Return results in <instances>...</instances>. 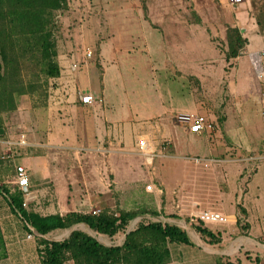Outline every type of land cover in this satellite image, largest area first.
<instances>
[{"label":"rangeland","instance_id":"1","mask_svg":"<svg viewBox=\"0 0 264 264\" xmlns=\"http://www.w3.org/2000/svg\"><path fill=\"white\" fill-rule=\"evenodd\" d=\"M233 30H239L246 40L235 58L229 56ZM53 37L59 76H46L36 59L26 61L14 76L16 88L21 86L24 91L14 93V109L0 112V186L11 194L18 190L14 167L2 157L9 148L4 142L17 143L24 136L28 145L12 146L11 152L30 179L29 193L24 196L26 209L41 215H65L75 208L81 213L108 210L137 215L125 232L113 237L80 223L51 232L46 239L61 241L71 230H82L104 245H121L139 223L162 222L180 226L188 238L201 243L203 239L191 225L198 224L195 218L164 214L165 204L175 210L176 203L166 201L157 174L170 188L183 181L187 198L200 200L208 209L219 195L214 191L216 177L207 170L217 165L229 169L227 182L234 185L223 210L242 213V205L247 204L259 218L253 224V235L264 229V85L249 58L250 52L264 48V0L236 5L226 0H67L66 8L56 13ZM149 41L153 48L146 51L144 45ZM86 48L93 50L88 64L83 60ZM74 64L79 72L92 71L88 76L97 93L103 94L104 107L109 109L106 119L111 120L109 131L116 139L120 137V143L112 146L115 152L108 151L111 144L107 142L103 150L91 148L95 144L79 129L85 110L71 104V95L79 94L81 85L78 78H67L64 73ZM195 102L198 106L189 111L213 125L197 139L196 152L227 158L229 163L214 162L205 168L193 160L198 155L195 149L174 140L184 124L175 121L172 112L177 114L180 107ZM164 123L173 125L174 138L166 139L167 130L155 127ZM146 134L150 140L142 136ZM140 138L155 149L152 165L135 147ZM210 144L213 149L208 152ZM125 158H129L128 165ZM237 166L241 172L236 183ZM195 178L204 180L200 191L194 190ZM190 202L185 199L184 205ZM8 220L3 236L6 264H40L39 236L28 238L21 220ZM236 225L245 228L239 219ZM225 236L232 239L237 234ZM170 248L182 264H195L191 250L198 249L175 242ZM230 257L238 260V255Z\"/></svg>","mask_w":264,"mask_h":264},{"label":"trees","instance_id":"2","mask_svg":"<svg viewBox=\"0 0 264 264\" xmlns=\"http://www.w3.org/2000/svg\"><path fill=\"white\" fill-rule=\"evenodd\" d=\"M66 5L67 0H0V112L14 109V93L24 91L19 88L21 86L16 88L14 76L26 61L36 59L46 76H59L53 29L56 13ZM233 33L229 56L235 58L246 40L239 30H233ZM3 191L24 228L39 234L37 253L40 264H67L68 261L73 264H168L171 261V243H190L184 229L162 222L139 223L126 234L121 245H104L82 230H73L61 241L49 240L44 236L80 223L98 234L113 237L125 232L137 213L120 211L116 214L101 210L98 214L41 215L23 207V195L19 190L12 194L6 189ZM197 221L198 224L191 225L204 242L213 244L221 241L220 233H213L202 221Z\"/></svg>","mask_w":264,"mask_h":264},{"label":"crops","instance_id":"3","mask_svg":"<svg viewBox=\"0 0 264 264\" xmlns=\"http://www.w3.org/2000/svg\"><path fill=\"white\" fill-rule=\"evenodd\" d=\"M144 47L146 51H149L150 49L153 48L150 41L148 44L144 45ZM88 72H92V71H89L86 69V70L79 72V70L73 69L71 65L64 72L67 78H74V79L78 78L79 79L78 84L81 85L80 86L81 92L79 94H77L76 92H72V95H71L73 97V99L71 100L72 101L71 104H75V106L79 105L80 107L79 110L81 111L85 110V113H84L85 115L82 119L83 122L79 124V129L84 133V136L87 138V140L95 144V145L93 144L94 146H91V148H98L99 150H103V144L107 142L111 144V148L109 147L108 151L115 152V150L113 151L112 146L114 145L117 146L118 143H120V140H119L120 137L116 139L115 136H113L109 131L111 127V120L106 119V115H105L106 113L108 115L109 109L104 107L103 94L97 93L96 85L93 84V78L88 76ZM104 74H102L100 78V82L102 81ZM70 85L72 86L71 79H70ZM102 91L103 89L101 90V92ZM86 94H91L93 96V98L95 99L93 104L89 105V104H84L81 102V99H80L81 96L86 95ZM196 106L198 105L195 102V103H191L190 106L180 107L178 110H176L178 111L177 114L172 112V116H175L173 117V119L179 123L184 124L183 122L177 119V116L180 114H194V113H191V111H189V107L193 108ZM196 114H199V113H196ZM155 127L158 128L159 130H167V132H165L166 135L163 136L165 138L167 136H172L173 134L172 124H170L169 126V124L164 123L162 126H155ZM178 133H179L178 135L174 134L175 141L179 143L185 142L187 143L189 148L195 149L194 150L195 152L198 151L197 149L198 144L196 141L199 138V136H201L202 133L204 132L191 133L188 131L186 125L184 124L183 131L178 132ZM142 136L144 137L146 136L147 139L150 140L148 138L149 134L142 135ZM114 138L116 139L115 141H114ZM139 141H144V140L140 138L137 141L136 146L134 143V146L137 149H141L139 146ZM4 143L6 144V142ZM145 144H146L147 149L152 150L155 153V149H153L154 147L152 146L151 142L145 143ZM207 148H208L207 151L209 152L210 150L213 149V144H210L209 147L207 146ZM8 150L9 148L5 150V153ZM6 156L7 155L3 156L2 158L10 161ZM111 157H112L111 159H114V156H111ZM194 157H199L201 159H215L216 161L214 162L216 163L221 162L223 164L230 162V160H228L227 158H222V157L216 158L214 156L212 157L211 155L207 156L206 154H202V155L198 154V155L193 156L192 158ZM13 158L14 159H13L12 166L14 163L21 164L20 162H17L15 157ZM125 161L127 163L126 165H128L129 158H125ZM214 162L202 161V162H195V163L203 164L204 167L207 168L210 165H212ZM149 164L152 165L153 160ZM153 169L155 170L154 167ZM228 170L229 169L227 167H223L220 165L212 166L210 170H207L209 175L212 173L216 177L214 191L216 192L217 195H219L218 199H215L212 205V208H208L209 210L203 207V204L201 203L200 200L193 198V197L187 198L188 196L185 194L186 193L185 183L183 181L177 182L174 185V187L170 188V186L166 185L165 180L161 177V175L156 173L158 177L157 184L160 186V191L164 192L166 201L168 198V199L174 200L176 203L175 210H173V207L171 208L170 205L165 204L163 207V212L165 215L174 214L176 215L177 218L182 217V216L195 218L196 220L202 221L204 223V226L208 228L209 230H211L213 233L215 234L220 233L221 241L218 243H213V244L207 243L204 241H202L201 243H197L189 238L190 243L186 244L187 247H190L191 249H198L196 251L194 250V252L191 250V253H192V257L190 258L192 261L191 263L202 264L204 263V261H206L208 264H264V229L260 231V233L255 234V235H253L252 233L253 224L257 222V219H259L257 218V216H255L256 215L254 213L255 209H251L250 206L246 204V205H242V208H243L242 213L240 212V210H238L237 212H230V213H227L226 211L223 210L224 199L226 195L227 194L230 195V193L234 191V187H233L234 185L232 186L230 184L229 186L227 182ZM235 171H236V174L234 176H236V179L234 180V182L237 183V180H238L237 176H238V173L241 172V167L239 166L235 167ZM196 172L198 173L199 171H196ZM239 178L241 179L242 177L239 176ZM203 181L204 180L202 178L194 179V182H195L194 186H196L194 188L195 191L202 190L201 185H203L202 184ZM29 182H30V179H29ZM4 189L8 190L6 187L0 186V199H2L0 200V264H6V258H7L6 249H5L6 244L3 238L4 234L7 232V221H9L8 219H13V217H16L19 220H21L20 217L11 209L9 205L8 197L5 195L3 191ZM8 193L11 194V191L8 190ZM185 199H188L189 201H191L189 206L184 205ZM104 200L106 201V199ZM102 201L103 200L98 201L97 204L100 205ZM76 207L78 206L76 205ZM71 212L81 213L79 209H76V208L73 209ZM84 213H87V212H84ZM52 214H56V213H52ZM237 219H239L240 222H244V225H245L244 229L241 228V226L238 227L236 225ZM224 234L225 235L226 234H237V236L235 238L230 239L226 237ZM204 245H209L211 248H206L204 247ZM169 249H170L171 261L168 264H173V263L182 264L181 257L174 258L170 245H169ZM233 254L238 255L237 261H235L234 258L230 257ZM222 261H225V262H222Z\"/></svg>","mask_w":264,"mask_h":264},{"label":"built area","instance_id":"4","mask_svg":"<svg viewBox=\"0 0 264 264\" xmlns=\"http://www.w3.org/2000/svg\"><path fill=\"white\" fill-rule=\"evenodd\" d=\"M231 5H236L242 3L244 0H226ZM84 55V63L88 64L89 59L93 57V50L91 48H86L83 52ZM249 58L251 64L253 66L256 78L264 85V48L260 50H255L250 52ZM75 69L77 66L74 64L71 66ZM81 102L84 104H93L95 99L91 94H86L81 96ZM261 115L264 118V93L261 99ZM177 119L183 122L188 131L191 133H200V132H209L212 129V124L202 115L200 114H180L177 116ZM9 147V150L6 152V157L13 163V154L12 149L14 146H27L26 141L24 140V136L20 137V140L17 143H13L11 141L6 142ZM167 143L162 144V148H165ZM13 146V147H12ZM139 146L142 150L143 155L146 157V161L150 163L152 159L155 157V153L152 150L147 149L146 144L144 141H139ZM193 160L195 162H202V161H210L214 162L215 159H201L199 157H194ZM14 167V184L18 188V190L23 195V207L26 208V202L24 196H27L29 193V177L26 171V168L21 164H13ZM35 236H39V234L35 231L29 232L28 238H32Z\"/></svg>","mask_w":264,"mask_h":264},{"label":"water","instance_id":"5","mask_svg":"<svg viewBox=\"0 0 264 264\" xmlns=\"http://www.w3.org/2000/svg\"><path fill=\"white\" fill-rule=\"evenodd\" d=\"M1 133H3V129H2V128L0 129V134H1ZM177 226H178V225H177ZM179 227H180V226H179ZM182 229H183V228H182ZM72 231H73V230H71V232H72ZM71 232H70V233H71ZM128 232H129V231H128Z\"/></svg>","mask_w":264,"mask_h":264}]
</instances>
